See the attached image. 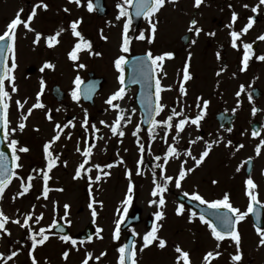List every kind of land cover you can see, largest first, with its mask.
<instances>
[{"label": "rangeland", "instance_id": "1", "mask_svg": "<svg viewBox=\"0 0 264 264\" xmlns=\"http://www.w3.org/2000/svg\"><path fill=\"white\" fill-rule=\"evenodd\" d=\"M116 2V0H107L110 14L105 20L98 18L94 14L93 16L92 12L87 10V0H81L79 7L75 4L70 5L66 0H55V3L49 0L47 3L49 6H54L52 9L54 12L47 15L46 12H43L44 9L42 7H38L37 14L33 19L36 21L34 25H40L41 21H44L45 25H48V23L52 21H58L55 16L57 13L55 9L61 16L63 12L68 14L69 17L65 18V22L70 19L77 20L79 17L82 18L85 34L92 39L95 50L101 53V55L96 58H91L85 54L79 57L78 61L68 60L67 50L71 44H67L65 41V37L68 34L67 30L63 35L65 44L56 47L49 54H45L31 47V40H25L24 37L21 36V30L17 29V68L14 70L16 78L14 82L17 85L18 91L12 93L11 86L6 81V89L11 94V101L9 102L10 107L8 110V119L10 120L9 128H17V131L10 136V139L27 136L29 138H34L37 145L35 143L31 144L33 149H30L29 152L21 156L19 163L22 164L23 167L20 168L19 176L7 185L2 194V198H0V209L10 218L5 225L10 235L9 233H2L1 230L0 253L5 255L0 257V264H32V256H35L37 264H81L86 254L89 252L92 253V257L89 258V264H116L118 262L119 253L117 251L118 248L116 249L113 246V244H115V240L113 239L115 221L123 214L124 206L121 204V201L127 194V186L129 184V177L126 175V172L129 168L132 169L131 166L128 167V165H130L129 162L134 165V162L139 158L140 145L143 144L144 149L147 145L150 148V155L154 156L162 145H165V148L163 151L160 150L159 153L164 154L167 147L172 144H169L168 141V139H171L172 142L176 144L175 147L179 148L178 159L180 164L186 161L187 151L190 150L197 158L204 151V141L206 140L200 136L199 131L201 128L204 129L205 125L202 123V125L197 128L190 123L186 124L183 130L179 131V135H177L175 123H178L179 119L182 117L175 120L173 128L167 130L166 137L165 129L162 127H159V133L162 130L163 135H159V133L155 134L153 135L155 139H152L150 135L147 137V134L140 131V129L137 132V124L141 126V115L134 100L136 90L128 89L123 99L113 101V103L120 105L119 109H113L106 103L108 97L120 87L117 79L119 73L115 66H113V61L117 56H126L127 54L124 53L120 47L122 43L123 23L126 17H122L120 20L116 19L119 13L117 7H113ZM233 2H236V4L235 6L232 5V10L238 13L239 16L237 21L229 28L228 25L232 23L231 16L233 11L229 8L226 10V8L229 7L231 0H203V3L199 7L194 5V0H172V2L166 0L165 6L167 7L163 8L162 12L159 13L162 17V19H160V23L162 24L154 20L157 22V30L152 42H148L149 38L152 37V33L147 21L143 29L146 36L145 41L141 42L142 40H138L134 42V46L138 51L153 49V54L156 55L161 40L171 38L180 46L182 56H184L183 54L188 55L189 52L191 53L189 61H197V69L199 70L201 55L205 60L211 59L207 52L206 39L216 36L223 44L230 43V32L233 30L238 31L246 24V20L242 19V16H251L254 14L249 8H245L243 5L251 4L253 6L256 3L258 4L259 0H233ZM37 3L38 0H0V34L3 33L6 25L15 17L19 9L23 8L24 11L21 13V18L26 19L33 5ZM65 8L68 9L67 12L64 10ZM193 18L198 22L194 27L199 26L202 28V31L199 34L195 33L193 40L195 43L192 42L187 48H183L184 46L178 38L190 29V27L194 29V27L190 25V21ZM213 19L216 20V23L221 21L222 25L217 26L216 23H213ZM54 28L55 26H49V29L46 28V30L52 33ZM263 28L264 21L258 20L256 24H254V27L248 31L249 33L243 36L245 38L244 41L243 39L237 40L238 46L236 48L231 46L232 44L229 45L228 55L225 57L230 64L226 71L222 72L218 78L226 81L223 89L220 88L217 90L215 87L210 86L207 93L201 96L202 99L210 101L206 113L213 115L215 112L226 108L227 104V107H232L235 100L247 99L250 94V89L253 87L252 84H256L261 90H264V61L259 62L256 59L249 60L247 69L238 76V82L240 80L238 86L237 83H233V85L230 86L232 80L229 75L232 69L237 70L235 64L242 60L243 56L239 57V54L243 53V43H252L253 40L264 31L262 30ZM209 33L215 34L209 35ZM19 34L21 37L20 39ZM86 35L85 37L87 38ZM103 37H107V39ZM263 47L264 42L263 46L261 44L256 52H254V57L251 58H255L259 53H262ZM38 50H40V46ZM45 61L51 62L55 67L52 69L45 68L44 71L35 72L33 75H27L25 73L26 66L32 64L42 67ZM10 63L11 61L9 65ZM77 63H83L86 67L78 69L75 67ZM180 63L181 62H179V64ZM172 65L178 66L176 61H173ZM89 71H93L96 76H102L104 78L102 89L96 97L95 106L84 105L80 100L77 102L68 99L67 102L62 104H58L52 100L50 89L54 82H58L67 92H72L76 87L73 83L76 75L79 74L81 80H85L88 78ZM199 73L201 74V72ZM41 78H43L45 82V87L40 96V101L45 104V107L33 109L32 113L28 115L25 121V128L21 131L18 128L21 114L27 115V109L36 103V94L40 91ZM158 78L161 84H163L160 73ZM209 78H211V76H209ZM216 79L217 76L213 78L214 81ZM241 85H244L245 88L241 96L237 97L235 92L240 90ZM178 95L181 100L179 102V107H175V110L179 112L181 107H183L184 115L191 117L195 116L198 112L195 102L196 98L199 96L195 95L193 92V99H191L188 95L181 94L180 91H178L177 96ZM160 96V103H163L165 108L158 113L156 119L163 120L164 117H166V112H171V107L167 108L169 105L167 102L170 98L169 96H173V93L167 92L165 95L161 93ZM17 100L22 102L27 100L23 109L18 108L16 104ZM192 101L194 103L193 107L191 106ZM133 108L136 109L135 113L131 111ZM85 109L88 112L89 124H95L97 128L101 125H105V129H103V131L94 132V136L92 134V129L88 128V130L85 131V128L82 126V121L85 117ZM49 110H51L50 114L53 117L51 121L47 119ZM67 110L77 116L76 119L73 120L75 126L69 125L64 130L65 133L63 138L57 144V150L62 153L60 162L61 160H63V162L67 161V164H63V166L60 167L56 166L49 173L50 180L48 182H50L49 184L52 189L49 191L47 198H44L41 195L43 191V180L40 177L41 174L39 170L45 169V157L41 152L40 144L50 140L53 135H55L56 123H60L61 126L66 124L65 116ZM120 111H122L124 116V120L121 121L119 128V130L125 133L123 136H119L118 134L113 135L109 127V125L115 121L117 113ZM53 113H55V116ZM102 120L105 121L106 124H101L100 121ZM134 132L137 134L134 135ZM68 133H71L70 137ZM86 134H90L96 141V149L91 156V164H100L102 167L107 164H113L112 168L109 169L104 167V170L100 172V181H95L94 179L98 174L95 168L92 169L91 173H85L84 178L74 179L75 170L82 159L80 153L77 152V142L81 143L82 138H86ZM135 136L140 138V142L136 143L135 147H132L131 151H129L128 142L133 141L135 143ZM174 137L176 138L175 140L173 139ZM197 137H202V139L197 140ZM159 139H162V141L160 142L161 146L159 145V149H157ZM191 141H195V143H191ZM25 143L29 144L28 140ZM185 149L186 152H184ZM169 164H171L170 167L176 166V158L174 159V157H172V161ZM211 164L213 163L210 162L209 158L205 160L201 167H197L192 179H198V176L203 173L205 176ZM102 172H108L110 174L105 177ZM28 175H33L35 177L31 182L32 187L23 196L16 195L18 192L22 191L19 177H24L27 183ZM89 175L93 177L91 181L88 180ZM119 176L123 179H118ZM124 176L127 177L125 178ZM132 177H134V179H131V182L133 183V181H135L136 183L135 188H133V200L131 205L134 202L133 206L141 209L143 206V208H145L144 212H148V208L150 207L148 201L156 198L151 195L154 186L149 181L152 180L147 179L148 182H146L147 184L144 186L142 182L136 178L134 171ZM90 185L91 187H89ZM93 200L103 203V207H101L99 203L93 204L97 212V216L94 220L91 215V209L88 207L89 203ZM66 203L71 206L67 216L64 215L65 210L63 207ZM147 203L149 205H147ZM33 205H35L34 209ZM131 205L128 206V212L124 215V220L129 214ZM28 212L33 213V219L29 221V225H31L33 231L38 232L40 227H45L46 234L49 235V239L43 245H37L34 250L31 248V233L28 231V228L21 227L19 224L13 222L19 217L21 223H23L24 215ZM144 212H142L143 215L146 214ZM40 213H43V218L40 220L39 224H37L35 218L39 217ZM61 219L68 225L70 236L72 237L74 234L82 231L91 221L95 224V234L91 240L85 242L76 239L77 244L73 245L70 241H64L61 238L63 237L62 235L54 232L56 225L52 228H47L49 224H52L53 220L58 222ZM124 220L122 222H124ZM66 221H71V223H67ZM97 228L102 229L99 237L96 235ZM135 229H141L143 238V227L136 226ZM167 237L171 238L170 234H168ZM120 238H126L125 231L120 233ZM16 250H19V253L12 259H7L11 252ZM64 251L69 252L67 259L62 255ZM101 253H105V255L101 256ZM95 257H100V259L96 260ZM150 261L155 262L157 260L155 258H150Z\"/></svg>", "mask_w": 264, "mask_h": 264}, {"label": "snow or ice", "instance_id": "2", "mask_svg": "<svg viewBox=\"0 0 264 264\" xmlns=\"http://www.w3.org/2000/svg\"><path fill=\"white\" fill-rule=\"evenodd\" d=\"M74 2L79 6L81 3V0H74ZM168 2H172V0H168ZM135 3V15L137 17L143 16L148 20V23L150 25V30L152 33V37L149 38L148 42L151 43L152 39L154 38L155 32L157 30V22L154 21V16L156 13L159 12V10L165 5L166 0H122L121 3H117L116 7L119 9V13L116 17L117 20H120L122 17H126L123 23V30H122V43L120 45L122 51L124 53H127L130 51V44L132 37L129 36V29L130 26L132 25V16L128 14L127 5H132ZM203 3V0H194V5L196 7H199ZM264 5V0H259V3L256 7H252V12L255 13L257 12L258 8L260 6ZM48 4L44 2V0H38L37 4H34L31 12L27 15L26 19L21 18V13L24 11L23 8L19 9L13 19L10 20V22L6 25L5 30L3 31L2 34H0V127L3 129V135L5 139H9V137L17 131L16 127L9 128L10 120L8 119V110L10 107V101H11V94L10 92L6 89V81L10 84L11 86V92L15 93L18 91L17 85L15 84V75H14V70L17 68V61H16V31L19 25L23 24V27L27 29L28 31H32L35 33V38L33 40V44H39L42 38L45 39V43L51 47L57 43L58 37L60 34L64 31L63 28L58 29L54 34L48 35L46 37L43 36L41 32L35 31V29L31 28L30 23L34 19V17L37 14V8L42 7L43 9L48 8ZM245 8L249 7V5L245 4L243 5ZM95 4L93 3V0H87V10L89 12H92L95 9ZM231 8L232 5H229ZM66 12L68 11L67 8L64 9ZM238 14L233 11L232 16H231V21L228 25L229 28L232 27V24H234L237 21ZM255 22V18L250 16L247 19V23L242 27L240 31H231L230 36H231V44L234 48H236L237 45V40L240 38L243 34L247 33L249 29L253 27V24ZM82 23V18L77 19L71 22V31L74 37L78 38L77 42L74 44L73 48L71 51H69L68 56L72 61H78L79 60V53L84 50H89L90 54L91 49H92V44L90 41L86 40L82 33L78 30V25ZM197 21L195 19L191 20L190 25L191 26H196ZM194 30L197 34H199L202 29L200 27H194L189 29ZM102 33V30H101ZM215 33H209V35H214ZM104 39H107V37H103ZM136 39L144 40L145 39V33L144 31H140L139 35L136 37ZM258 40L264 41V34L260 35L257 37ZM195 43V41H193ZM94 55H101L99 52H95ZM189 58L191 57V53L189 52ZM253 52H252V43H243V57L241 60V64L243 67L240 69L241 71H244L247 69L249 60L252 57ZM220 53H217V58H219ZM174 53L172 51H164L160 54L154 55L151 50H148L146 53V58L140 60V74L148 81L153 79V75H149V73H156L158 70L162 71V64L165 61L166 58H173ZM259 61H264V54L258 55L255 57ZM139 59V58H138ZM9 60L11 61L9 65ZM127 57L125 55H119L115 58L114 60V66L118 70V82L120 84V87L114 91L106 100V103L113 109H119L120 105L113 103L114 100H119L123 99L126 88H125V76H124V65L126 63ZM145 62H150V67L148 71H144L143 65ZM55 66L48 61L44 62V65L41 67V71H44L45 68L52 69ZM76 68H84L86 67L85 64L83 63H77L75 65ZM183 79L180 82L179 85V91L181 94L186 95L187 90L185 87V82L191 79V73L189 71V63L186 62L183 67ZM223 71V69H221ZM166 75V73H164ZM219 75V72L217 73ZM235 75V74H234ZM137 81L134 79L133 83H136ZM73 83L76 85V87L72 90L71 92V98L74 101L79 102L81 93L79 91V87L82 83L81 77L79 74L76 75L75 80ZM151 85L149 84V87ZM45 87V82L43 78L40 80V91L37 92L36 94V103H34L30 108L27 109V115L21 114L20 117V122L18 124L19 130H23L26 126L25 121L28 118V115H30L33 111V109L36 108H44L45 106L43 103L40 101V96L43 93ZM169 89L171 88V85L167 86ZM245 86L241 85L240 90L235 93L237 97L241 96V93L244 91ZM163 90V87L161 85V81L159 78L155 79V108L153 109L152 107V96L149 94L146 97L147 103L146 107L148 109V115H149V122H150V128H149V135L152 137V139H155V136L152 135V133L155 131L157 127H162L165 129V137L167 136V130H170L173 128V118L174 117H182L179 119L178 123H175V128L177 129V135H179V131H182L184 126L186 124H192L195 125L197 128L200 127L201 121L204 119L208 105L210 104V101L207 99H202L201 97L196 98V107L198 109L197 114L194 117H189L187 115H184V108L181 107V110L177 112L175 108L171 110V114L167 116L166 119L164 120H158L153 118V112L156 114L160 113L163 111L165 108V105L163 103H160V93ZM248 99L251 101L252 100V95H248ZM27 103V100H24L23 102L20 100L16 101V104L18 108L23 109L24 104ZM240 101L237 100V105H239ZM85 117L82 121V126L85 128V131L88 130L89 127V120H88V112L85 109ZM133 113H135L136 109L133 108L131 110ZM233 112L236 111V109H232ZM258 109L254 106L252 108V113L253 115L256 114ZM51 110H49V114H47V119L51 121L53 119L52 115L50 114ZM124 120V116L122 111L117 113L115 121L109 125L110 130L113 135H119L123 136L125 133L122 130H119L121 121ZM127 122V121H125ZM101 124H106L105 121H100ZM69 125H72L73 127L75 126L73 124L72 120H69L66 124L61 126L60 123L55 124V135L53 137L44 143L43 145V153L44 157L47 161V170L40 169L39 172L42 174L43 177V191L41 195L44 198H47L48 193H49V187H48V181L50 180L49 172L57 165L59 162V156L54 155L53 152L51 151L52 145L60 139V134L63 132L64 128H67ZM91 129L94 132H98L99 129L96 127L95 124L90 125ZM140 125L137 124L136 129L137 132L139 131ZM38 130V129H37ZM226 131L231 132L232 128L226 129ZM136 135V132L133 133ZM69 137L71 136V133H68ZM259 135V132L256 130L252 131V136L256 137ZM174 140L176 139L175 137L173 138ZM197 140L202 139V137H197ZM220 140H223V136H220L218 140H213L211 142L209 141H204L205 144V149L204 151L199 155V157H194L192 156L191 151H187V155L192 157V159L195 162L196 166H199L201 162L204 161V159L209 155V152L214 144H218ZM191 143H195V141H191ZM228 144H231L232 141L229 140L227 142ZM20 142L17 139H10V142L8 144V147L12 150L11 152V157H12V162H13V168L14 169H20L23 167L22 164L18 163V161L21 159L20 155L17 153H27L30 151V149L26 146H19ZM260 145H264V139L260 141V143L256 146V152L257 154H260ZM95 145H91L88 147L83 148V162L78 165V167L75 170V175L74 179L76 178H81L82 177V172L83 173H91L92 169L95 168L98 170V174L95 176V181H100L101 180V174L100 172L102 171V166L100 164H90L91 156H92V147ZM240 147H243V145H240ZM140 152H144V145H140ZM77 151H81V149L78 147ZM173 155H179L177 152L176 147L173 145H169L167 151L164 153L163 156V164H158L156 167H159L163 170L164 165L168 163L169 157ZM5 158V153L0 151V198H2V194L5 191V188L7 185L12 181L13 177H18L19 174L8 168L6 165L3 163V159ZM122 159V158H121ZM251 157L248 158L249 161H251ZM155 160L159 161L161 160L160 156H155ZM138 164L142 163V158L140 161L137 162ZM64 164H67V161H64ZM87 165V167H86ZM103 167L106 168H112L113 164H107L104 165ZM193 169H185L183 164H181L179 174L175 178V186L177 188L181 187V181L185 178L188 172H191ZM239 167L237 168V171H239ZM36 171V170H34ZM137 172L139 173V168L137 169ZM102 174L106 177L110 173L108 172H102ZM126 175L129 177V184L127 186V194L125 198L121 201V204L124 206L123 207V214L119 216L116 221H115V230L113 232V239L118 240L120 238V233H121V223L124 220V215L127 214L128 212V206L131 205L132 200H133V184L131 182V171H127ZM162 178H163V183H157L156 182V172L153 170V183L154 187L152 189L151 195L153 197H157L158 199H153L149 200L148 203L150 205H157L161 210H158L154 213V216L157 220H160L161 218L164 217L165 213L163 211V206L165 205V196L164 192L168 190V183L173 181V176L170 175H164L163 171L161 173ZM21 180V189L22 191L18 192L16 195L18 196H23L25 193L29 191V189L32 187V180L35 178L33 175H28L27 176V184L25 183L24 177H19ZM93 177L91 175L88 176V180L91 181ZM212 183H216L215 180L212 181ZM245 185H246V195L249 198V202L247 204L246 211H241L240 208L235 207L231 200L230 196L228 193H224L220 198L213 199V200H208L205 199L204 196H202L199 192H192L191 196L195 201H199L201 204L207 205L209 209L216 210L213 212V215H215L216 219L219 221V224L222 225L223 227H218L216 223H213L211 219H209L203 212L199 214V219L202 223H204L210 230H211V236L214 237L217 241L216 248H220V241H223L226 237H230V239L234 242V247L236 249L235 253L231 256V260L234 262H239L242 260V252H241V235L237 229V224L243 220L249 215V213L255 212L257 219L260 217V212L256 209L255 205L259 203L258 196L255 192L257 185L254 182L253 178L251 175L247 177L245 180ZM91 187V185L89 186ZM62 191V189H61ZM185 196H188L189 193L185 192ZM15 199V197H14ZM39 199V197H38ZM94 203H99L101 207H103V203L100 201H92L89 203L88 207L91 209V215L93 217V220L97 216L96 209L93 207ZM64 215L67 216L69 213L70 205L69 204H64ZM35 208V205H33V209ZM184 210V205L180 204L176 209L177 214H181ZM197 213L193 211L189 217L191 220L193 217H195ZM43 218V213H40L39 217L35 218V222L39 224L40 220ZM9 217L3 212L2 209H0V230H2V233H9V230L5 227L6 223L9 221ZM33 219V213L28 212L24 215L23 218V223H21L20 218L18 217L15 219L13 222L16 224H19L21 227H27L28 231L31 233L30 239H31V248L34 250L37 245H43L48 239L49 235L46 234V228L45 227H40L38 232H34L31 225H29V221ZM67 223H71V221H66ZM57 221L53 220L52 224H49L47 228H52L54 225H57ZM157 229L158 226L154 223L152 226V229L148 232H146L143 235V246L141 247V251H143V248L148 247L151 245L154 241H158L159 247L164 248L166 246L167 241L157 235ZM256 232L260 236L259 239V244L261 246H264V227L256 226L255 228ZM102 229L97 228L96 229V235L99 237L100 232ZM134 231V230H133ZM0 233V234H2ZM10 235V233H9ZM40 237V238H37ZM64 241H70L71 244L76 245L77 240L74 239L70 235H64L61 237ZM88 240H91L92 237L89 236L87 237ZM82 242V241H81ZM135 241H133V247L129 248L127 244H121L120 247L117 249L119 253L118 257V264H137L136 259L134 258L136 256V250H135ZM176 252L179 254L176 257L177 264H190V254L188 251L183 250L179 245L176 246L175 248ZM18 251V250H17ZM17 251H12L11 254L7 257V259H12L17 255ZM31 254V253H30ZM5 254L0 253V257L4 256ZM63 257L65 259L68 258L69 252L64 251L63 252ZM101 256L105 255V253H101ZM221 253L219 251H208L203 259H204V264H210V258L213 257H219ZM92 257V253H87L84 260L81 262V264H89V258ZM96 260H99L100 257H95ZM32 264H37L35 256H32Z\"/></svg>", "mask_w": 264, "mask_h": 264}, {"label": "flooded vegetation", "instance_id": "3", "mask_svg": "<svg viewBox=\"0 0 264 264\" xmlns=\"http://www.w3.org/2000/svg\"><path fill=\"white\" fill-rule=\"evenodd\" d=\"M248 5L249 7L247 8H249L252 12V7H256L258 4L256 3L253 6L251 4ZM228 8L229 7H227L226 10ZM65 15L68 16L67 14ZM253 17L259 21H264V5L258 8ZM160 19H162L161 16H159V20ZM242 19L245 20L246 16L243 15ZM35 22L36 21H32L30 23L31 28L35 29L37 32H41L43 36L46 37L49 33V31L46 30L48 27L44 26L42 23H40V25H34ZM71 22L72 21H52L48 23L50 25L55 24L57 30L60 28L64 29L58 37V40H60L61 43H65L63 41V34L66 30H71ZM215 22L216 20H213V23ZM159 24L162 23L159 21ZM220 24L222 25V22ZM195 33L196 32H194V30L190 31L188 29L183 34L189 35L190 41L188 44L182 43L183 35L178 38V40L183 44V48H187L190 44H192ZM21 36L25 37L26 40L29 39L33 42L35 33L23 28ZM70 36L73 37L75 42H77V38L74 37L72 33ZM243 36L244 34L238 38V40L243 39L244 41L245 38ZM67 38L68 35L65 37V40ZM41 40L45 39L42 38ZM205 42L207 45V52L209 53L211 59H208L209 61L205 60L201 55L200 69L198 70V62H195V60L194 62L193 60L189 61V55L183 54L184 56H182L180 46L177 45L173 39L167 38L166 40H161L157 54L164 51H172L174 53L173 58L165 59L162 64V71L159 70L163 82V90L161 92L163 95L167 92L173 93V96H169L170 98L167 102L169 105L167 108L171 107L170 109L172 110L175 107H179L181 99L179 95L177 96V93L179 91L180 82L183 79L182 70L186 62L189 63V71L191 73V79L185 82L187 90L186 95H188V97L193 99V92L195 95L201 97L207 93L210 86L215 87L217 90L220 88L223 89L226 81L218 78L222 72L226 71L230 64L225 56L228 55V49L231 41L230 43L223 44L221 40H218L216 36H213L207 38ZM262 42L263 41L256 38V40L252 43V51H256ZM57 45H59V43L53 46ZM43 47L46 49L49 48V46L46 45H43ZM218 52L220 53L219 58H217ZM261 54H264V50H262V53H259L258 55ZM242 56L243 53H240L239 57ZM173 61H176L178 66L172 65ZM179 62L181 63L179 64ZM235 66L237 67V70L232 69L231 74H229L232 80V83L230 82V86L233 85V83H237L238 86L240 84V80L238 82V76L245 71L240 70L241 66H243L241 61L237 62ZM221 69H223V71H221ZM199 72H201V74ZM218 72L219 75H217ZM164 73H166V75H164ZM209 76H211V78H209ZM215 76H217V79L214 81L213 78ZM168 85H171L170 89L167 87ZM252 85L253 87L250 89V94L252 95L251 101L248 98L241 100L238 99L240 103L237 105V100H235L232 107H227V104L226 108L215 112L213 115L206 113L204 119L201 121L200 125L203 123L205 128H201L199 134L206 141L211 142L213 140H218L220 136H223V140H220L218 144H214L209 152V155L204 159L205 161L209 158L210 162L213 163L205 176L203 173L198 176V179H192L197 167H201L204 161L201 162L199 166H196L192 157L186 154V161L181 164H183L186 170L189 168L193 170L187 173L185 178L181 181V187L177 188L175 186V178L178 176L181 167L178 159L179 155L169 157L168 163L167 165H164L163 170L153 165L154 162H156L157 165L164 163V154L159 153L160 150L163 151L165 148V145L161 146L160 144L162 139H159L157 149H159V145L161 147L152 157L153 160H151V163H149L148 157L145 156L148 148L144 149L143 155L142 153L139 154V159L134 162V165L128 161L130 164L128 167H132V169L130 168L131 172L133 173L134 171L136 178L139 179L144 186L147 184L146 182H148L147 179H151L152 181L149 182L154 185L153 170L156 172L157 183H163L161 175L162 171L164 175H170L174 178L173 181L168 183V190L164 192L165 205L163 206V211L165 215L160 220H157L154 216L156 211L161 210L157 205H150L148 212H144L145 208H143V206L142 209L136 208L133 206L134 203L130 207L129 216L136 212H140V216L142 218L140 223L136 226L143 227L144 231L142 232L146 233L150 231L155 223L158 226L157 235L167 241L164 248H160L158 241H154L151 245L143 248V251H141L140 249L143 246L141 229L136 230V256L134 258L136 259L137 264H177L176 257L179 255L175 250L177 245H179L183 250L189 252L190 264H204L203 257L208 251H219L221 253L219 257L210 258V264H264V246L259 244L260 236L255 230L256 226L264 227V145H260V154H257L256 152V146L262 139H264V90H261L256 84ZM253 88L260 89L258 97L252 94L251 90ZM191 106H194L193 101L191 102ZM254 106L258 109L255 115L252 113V108ZM234 108L236 109L235 112L232 111ZM223 111L228 112V114L220 119L218 114ZM170 114L171 112H166L167 116ZM166 118L167 117L164 119ZM178 118L179 117H174L173 121L175 122ZM228 128H232V131H226ZM253 130L258 131L259 135L253 137ZM162 134L163 132L161 131L159 135ZM229 140L232 141L231 144L227 143ZM172 145L175 146L176 144L172 143ZM240 145H243V147H240ZM88 146L89 144L85 145V147ZM132 147H135V144L130 142L129 151H131ZM146 147L148 146L146 145L145 148ZM176 149L179 153V148ZM203 149H205V147ZM184 152H186V149ZM155 156H160L161 160H155ZM192 156L196 157L193 154ZM172 157H174V159L176 158L177 165L170 167L171 164L169 163L172 161ZM249 157L252 158L251 161L248 160ZM141 158L142 163L138 164L137 162L140 161ZM238 167L240 169L239 171H237ZM138 168L139 173L137 172ZM249 175L252 176L257 185L255 192L258 196L259 203L256 204L255 207L260 212V217L257 219L255 212L249 213L245 220L237 224L236 227L241 235L242 260L234 262L231 260V256L235 253L236 249L234 247V242L230 239V237H226L223 241H220V248L217 249V241L211 236V230L199 219V214L201 212H205L204 214L211 219L213 223H216L218 227L222 228L223 226L219 224V221L216 219L215 215H213V212L216 210L209 209L207 205L201 204L199 201H195L192 198L191 193L199 192L205 197V199L208 200L220 198L224 193H228L232 204L235 207L240 208L241 211H246L249 198L246 195L245 180ZM132 178L134 179V177ZM213 180L216 181L215 184L212 183ZM185 192L189 193V195L185 196ZM153 199H158V197ZM189 200L194 201L197 204L193 205L189 202ZM180 204L184 205V210L181 214H177L175 209ZM147 205L149 204L147 203ZM204 208H207V210ZM193 211H195L197 215L190 220L189 217ZM142 212L146 214L143 215ZM168 234H170L171 238L167 237ZM150 258H155L157 261H150Z\"/></svg>", "mask_w": 264, "mask_h": 264}, {"label": "water", "instance_id": "4", "mask_svg": "<svg viewBox=\"0 0 264 264\" xmlns=\"http://www.w3.org/2000/svg\"><path fill=\"white\" fill-rule=\"evenodd\" d=\"M95 4L96 7L99 10H105L104 7V0H95ZM102 11H100V13H103ZM142 16L137 17V24H140V19ZM32 69H29V71H32ZM151 75V73H150ZM153 75V74H152ZM153 80V79H152ZM101 82L102 79H94V80H90L88 81V84L86 86H82V96L86 101H90L91 103L93 102L94 96L97 92V90L101 87ZM148 84H150L151 86L149 87L150 89V93L153 90V83L152 81H148ZM54 95L59 99L62 100L65 97L64 92H62L59 88V86H56L54 88ZM153 106V103H152ZM143 112H144V125L148 126L149 124V115H148V109L145 107H141ZM154 115V112H153ZM0 151L5 153V158L3 159V163L4 165H6L8 168L10 167V155H9V151L8 149L5 147L4 144V140H3V129L2 127H0ZM6 162H8V165L6 164ZM57 230H59L60 232L64 233V234H68V228L61 222L58 227ZM94 231V227H93V223L91 222L85 229V231L83 233H81L80 235H78L79 237L83 238V239H87V237L91 236L93 234ZM129 246V243L127 244Z\"/></svg>", "mask_w": 264, "mask_h": 264}]
</instances>
